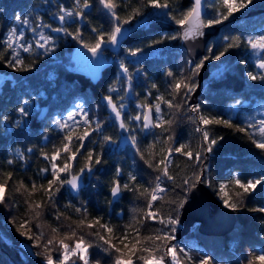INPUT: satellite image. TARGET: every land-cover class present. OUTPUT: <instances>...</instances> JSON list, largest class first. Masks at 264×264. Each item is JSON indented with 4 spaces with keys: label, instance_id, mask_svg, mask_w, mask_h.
Here are the masks:
<instances>
[{
    "label": "trees",
    "instance_id": "trees-1",
    "mask_svg": "<svg viewBox=\"0 0 264 264\" xmlns=\"http://www.w3.org/2000/svg\"><path fill=\"white\" fill-rule=\"evenodd\" d=\"M0 0V54L4 57L10 56V50L5 51L4 35L12 25L17 14L39 13L44 18H49V14L59 10L63 4L71 8L73 0ZM119 8L118 14L124 18L133 8L139 7L142 0H117ZM182 8H187L190 0H178ZM209 5L207 11L215 14V10L221 7V0H207ZM264 8V0H254V3L242 13H236L229 20L221 24V29L216 37L211 39L208 46H212L215 51L222 50L224 46V37L248 36L264 28V13L252 17H245L250 9ZM147 11H153L148 9ZM142 17H137L131 22V31L128 36L121 42L120 47L116 50L108 48L104 52V58L107 63L101 68L97 77L93 79L78 68L72 67L69 55L77 45L71 37L64 34L59 35L58 46L54 56H39L24 54L21 58L24 65L34 63V67L28 71H17L7 67L4 60H0V183H3L7 177L6 173L12 172L13 177L8 181L9 188L7 192V204L0 205V225L8 219L19 224L20 220L26 219L30 213L29 202L46 201L43 191L37 190L31 196L24 189H20V181L23 180L31 191L32 181L35 180L39 189L40 184L46 186L47 181L38 176L41 168L50 167L49 161L42 158L41 152L51 154L53 146L60 147L63 139V133L54 124L55 116L62 118L67 110L75 103L81 102L82 107L89 111L90 116H96L100 120L106 121L104 135H110L117 140V145L112 146L113 151L109 154L104 153L105 164L98 166L99 170L92 178L89 187L83 189L79 196L73 198L68 189L65 187L57 197L56 206L44 204L41 210L42 215L38 219L31 221L33 233L43 231L45 238L56 236L57 239L63 238V234L68 232L67 225L71 224L76 227L79 220L84 218L83 213H76L75 207L65 209V205L71 203L75 206L86 205L88 217L85 223H95L92 219L101 216V223L110 222L114 228L115 234L119 236L124 231V226L131 223L133 215L131 209L137 208L140 211L136 213L137 219L143 217L147 210L148 194L141 196L138 192H123V198L118 202L109 205L111 199L109 189L112 181L117 179L116 169L121 168L123 175L119 177L121 185L128 182L130 172L138 175V183L142 185L140 192L144 187L154 186L157 172L149 168L136 154V150L131 143H125L122 137L128 136V133H122L118 125L102 102L104 95L108 94L110 85L117 89L127 87L123 79L118 80L119 64L123 61L127 64L130 74L133 76L131 82L130 94L126 96L124 103L127 105L124 119L142 111L136 107L137 104L154 103L158 95H163L164 99H171L169 95V84L171 78L165 73L172 71L177 77L189 75L188 60L180 40H165L164 43L154 45L153 48L146 47L153 40H158L162 36L175 34L178 26L165 18H155L147 26L138 24ZM109 28V17H107L100 5L96 3L89 11L83 21H76L68 27L70 32H74L80 27L85 41H91L94 34L91 32L93 27ZM129 27V25H125ZM144 49L143 53L136 58L128 56V51L134 48ZM207 47L205 54L207 53ZM201 58V57H200ZM198 58L197 61L200 59ZM253 55L247 45L242 44L240 48H234L221 58V61H207L210 75L202 82L201 90L198 95L197 103L202 100V114L210 117H219L230 119L234 125L243 126L249 117H254L264 105V82L260 80L251 81L247 77L249 71L257 73L253 63ZM139 59V64L128 63L130 60ZM241 60L245 62L240 63ZM137 68L143 69L137 74ZM157 85L156 89L152 84ZM150 93V95H149ZM116 97V93H112ZM120 96H125L123 91H119ZM27 100L29 105V116L24 118L16 111L17 108ZM242 101L236 104V101ZM179 102V98L177 101ZM196 103V104H197ZM100 105L98 108L97 106ZM165 119H175L176 124L169 128L168 132L161 129H153L154 135L144 134L138 129L133 134L137 135L139 147L146 160L159 161L166 154L167 145L164 141L168 135H175L178 143H184L195 152L203 146L201 133L195 131L197 124H193L188 116L196 114L185 111L183 114L177 113L172 116L174 110L168 109L162 105ZM45 109L44 115H41ZM7 118V119H5ZM22 120L21 126H16V121ZM135 128L137 122H130ZM165 127H168L165 125ZM83 127L76 128L77 133L83 132ZM207 130L214 136H223L224 139L212 153L204 154V163L207 170L204 173V183L210 191L222 201L223 198H230L233 202L243 201L245 205L238 211H234L237 221L233 231L224 237H207L198 233L196 226L184 236L181 240L172 243L178 248L184 250L194 259H199L207 254L213 258V264H247V258L259 254V250L264 246V213L249 211L264 205V196L260 191L250 197L238 198L236 193L242 190L234 183L239 178L242 182L250 179L259 178L264 174V151L255 148L249 139L250 129L246 132L236 130V127L229 128L225 125H209ZM47 137V139H45ZM92 140H98L99 135L93 134ZM171 143V142H170ZM153 145L149 148V145ZM87 147L83 150V155H79L73 162V171L79 169L85 164L87 149H95L100 152V144H92L86 141ZM78 142L70 145L72 150L78 147ZM32 149V152H28ZM164 149L165 151H161ZM188 150V149H186ZM17 151L25 154V161L16 158ZM13 159L14 163L9 165L7 161ZM66 160V154L61 155L58 159V165L62 166ZM169 174L174 177V182H167V188L170 190L164 194L162 200L154 202V210L161 214H167L172 209L169 204L170 200L182 198L184 195L182 180L192 177L194 172H200V167L196 166L194 160H188L185 156L173 153L168 164ZM48 179H51L49 174ZM86 183H89L86 181ZM224 185L221 192L220 186ZM57 209L61 213L59 221L55 219ZM121 213V216H117ZM36 224L40 228H36ZM58 227L61 229L59 235L52 233L51 229ZM158 223L145 221L141 228L142 235H150L155 229L160 228ZM179 229V227H178ZM99 230L101 235L107 237V233L100 229L96 224L91 231ZM79 231V230H78ZM86 233L89 231L86 227L83 229ZM0 238V264H41L43 262L40 256H29L22 258L17 243H21L16 238ZM14 242L13 246L10 243ZM91 239V237H89ZM71 244L72 241H66ZM43 243V241L41 242ZM117 247L124 251L123 244L113 241ZM32 252H41V248H32ZM59 249H54V258L58 257ZM93 255V264L99 257L95 255L96 249L91 250ZM183 260V254H181ZM75 264H81L73 257ZM105 264H111V260L105 261Z\"/></svg>",
    "mask_w": 264,
    "mask_h": 264
},
{
    "label": "snow or ice",
    "instance_id": "snow-or-ice-1",
    "mask_svg": "<svg viewBox=\"0 0 264 264\" xmlns=\"http://www.w3.org/2000/svg\"><path fill=\"white\" fill-rule=\"evenodd\" d=\"M47 2V0H46ZM98 3L103 10L104 14L109 17V28L104 29L101 27H93L91 32L94 34L91 41H85L83 33L80 27H77L74 32H70L68 27L76 21L85 20L88 11ZM254 3V0H221V7L216 8L215 14H210L207 9L209 7L207 0H190V4L187 8H182L178 3V0H142L139 7L132 9L124 18L118 14L117 9L119 3L117 0H73V6L71 8L65 7L63 4L59 6L57 13H54V18L59 22L60 26L53 27L51 24H44L39 21L33 27L30 23V16L17 14L15 16V22L17 25H22V28L13 27L8 32L3 43L5 44V51H10L9 57H4L0 54V60H4L7 67H11L17 71H28L35 65H24L23 59L20 57L18 49L24 53H32L35 48L43 49L42 53L38 55H46L55 50L57 40L55 37L46 34L44 29H49L52 33H63L66 37H71L73 41L81 49H86L88 53H91V61L100 63L103 60L104 52L108 48L116 50L120 47L121 41L125 35L131 31V22L137 17H142L138 21V24L147 26L155 18H167L172 23L178 26V31L175 34H168L162 36L158 40L151 41L146 47L153 48L154 45L164 43L165 40H183V41H196L198 38H203L207 35L206 29H212L214 26L221 25L225 21L229 20L236 13H242ZM152 9L153 11H147ZM4 9L0 8V12ZM125 25H129L125 28ZM32 31L36 37L33 42L26 41L25 31ZM39 30V31H38ZM224 46L222 50L215 51L210 45L207 47L208 55H203L198 61L192 59L188 60L189 75L184 76L183 70L181 75L177 77L172 71H167L165 75L171 78L169 84V95L171 99H164L163 95L156 97V102L137 104L136 107L142 111L137 112L135 115L127 117V122L124 119V114L127 105L124 103L126 96L130 94L131 82L133 76L129 72V68L125 62L119 64V72L117 79H123L127 87L117 89L115 86L110 85L108 88V94L104 95L102 102L110 111L115 124L118 125L122 133H128V136L122 137L125 143L130 142L131 146L136 150V154L149 168L157 172L155 177L154 186L144 187L143 192H140V185L138 181V175L130 172L128 174V182L121 185L119 177L123 175L122 169H116L117 179L112 181V185L109 189L111 199L108 204L111 205L114 202H118L123 198V192H138L141 196L145 193L148 194L147 210L144 212L143 217L137 219L136 213L140 211L137 208H132L133 213L131 217V223L124 226L122 234L117 236L115 230L110 226V222L106 221L101 223L103 217L96 216L92 219L95 223H85L88 217V209L86 205L75 206L71 203L65 205V209L75 207L76 213H83L84 218L80 219L75 228L71 224L67 225L68 232L63 234V238L57 239L56 236L51 238H45L43 231L37 233L32 232L31 221L38 219L42 215V209L44 204L56 206L58 194L62 189L67 186L73 198L79 196V193L89 187L92 178L99 170L98 166L106 163L104 160V153L108 151L109 154L113 151L112 146L117 145V140L113 139L110 135H104V128L106 121L100 120L96 116H90L89 111L85 110L81 104H77L75 107L78 109L70 110L67 112L66 119H57L54 124L63 133V139L61 146H53V151L49 153L41 152V156L44 160L49 161L50 167L41 168L38 176L47 181L46 186L44 184L39 185V189L35 180L32 181L31 191H28V186L23 180L20 181V189L28 192L31 196L33 192L41 190L46 196V201L41 202H29L27 199L25 203L28 205V211L34 213L29 215L26 219L20 220L17 230L19 235L24 237L28 241H32L31 247L25 245L28 248L29 255L40 256L43 259V264H75L73 257L76 258L81 264H93L92 249H96L95 255L99 258L95 260L94 264H105V261L110 259L111 264H213V258L207 254L201 258L194 260L183 247L178 248L176 244L172 243L176 239V232L181 223L180 210L185 207L188 201V193H192L197 184L207 183L204 180V173L207 170V166L204 163V154L212 153L221 141L223 136H214L207 130L209 125H225L229 128L236 127L237 131L246 132L249 129V139L255 148L264 151V118L247 122L243 126L234 125L230 119H222L219 117H210L202 114V104L205 102L202 100L197 104H189V99L192 93L196 92L198 83L196 77L201 74L202 69L206 66V62L221 61V58L225 57L231 49L240 48L242 44L247 45L251 54L255 57V68L259 71L253 73L249 71L247 77L251 81L260 80L264 82V28L255 34L244 36H233L231 38L224 37ZM144 49L134 48L128 51V56L136 58L143 53ZM245 61L241 60L243 64ZM128 63L139 64V59L130 60ZM143 69L137 68V74ZM152 88L156 89L157 85L152 84ZM119 91H123L126 95L120 96ZM112 93H116L114 98ZM150 95V93H149ZM179 98V102L177 101ZM242 101L237 100L236 104H241ZM162 105H166L168 109L174 110L172 116L177 113L183 114L185 111L196 114L195 116H188V119L197 124L195 131L201 133L203 146L193 152L184 143H178L175 135H168L164 143L167 145L166 154L159 161L146 160L143 152L139 147V140L137 135L133 134L135 130H139L144 134L146 138L148 135H154L153 129H161L163 132H168L169 128L173 124H176L175 119H165ZM29 102L25 100L23 104L16 111L21 117L29 116ZM98 108L100 105L97 106ZM264 109V105L261 106ZM79 117V119H77ZM7 119V118H5ZM69 121H73L70 124ZM130 122H137L135 128ZM23 123L22 120L16 121V126L19 127ZM167 125L168 127H165ZM83 127V132L77 133L76 128ZM93 134H98V140H92ZM259 137V138H257ZM47 139V137L45 138ZM86 141L92 144H100V152H96L95 149H87V156L85 157V164L79 169V171H73L72 164L79 155H83V150L87 147ZM78 142L79 146L72 150L70 145ZM171 142V143H170ZM152 148L153 145H149ZM188 149V150H186ZM161 151H165L162 149ZM28 152H32V149H28ZM66 154V160L62 166L58 165L57 161L61 158V155ZM173 153L181 154L188 160H194L196 166L200 167V172H194L192 177H185L182 180V187L184 195L182 198L173 199L169 201L173 207L167 214H161L158 210H154V202L162 200L164 194L170 191L167 188V182H174V177L169 174L168 164L171 160ZM16 158L25 161V154L17 151ZM9 165L14 163L13 159L7 161ZM51 175V179H48V175ZM7 179L0 183V205L7 204V192L9 188L8 181L13 177L12 172L6 173ZM88 181L89 183H86ZM234 183L242 190L236 193L238 198L250 197L255 195L257 191L261 192L264 196V174L259 178L250 179L247 182H242L241 179H235ZM224 185L220 186L221 192L224 190ZM223 205L232 211H238L245 205L243 201L233 202L230 198H223ZM249 211L264 213V205L256 208H251ZM117 216H121V213H117ZM61 213L57 209L55 219L59 221ZM145 221L152 223H158L160 228L150 235H142L141 228H143ZM96 224L100 225V229H103L107 233L101 235L99 230L91 231ZM89 229L88 232H84V228ZM36 228H40L39 224H36ZM26 229L25 231H20ZM79 230V231H78ZM52 233L59 235L61 229L53 227ZM91 237V239H89ZM71 240L69 244L66 241ZM123 244L124 249L117 247L113 241ZM264 240V236L261 237ZM43 241V243H41ZM32 248H41V252H32ZM58 248L59 255L54 258V249ZM183 254L184 259H181ZM247 264H264V246L259 250V254L253 255L247 258Z\"/></svg>",
    "mask_w": 264,
    "mask_h": 264
},
{
    "label": "water",
    "instance_id": "water-1",
    "mask_svg": "<svg viewBox=\"0 0 264 264\" xmlns=\"http://www.w3.org/2000/svg\"><path fill=\"white\" fill-rule=\"evenodd\" d=\"M261 13H264V8L250 9L245 14V17H252ZM124 27L128 28L127 26ZM220 29L221 25L214 26L212 29H206L205 32L207 35L203 38H198L196 41L180 40L181 46L187 57L194 61H197L198 58L202 57L205 54L208 42L218 35ZM129 33L130 31L125 35L123 40ZM79 50L86 51V49L81 48H79ZM209 75L210 69L209 65L206 63L201 74L196 77L198 88L196 92L192 93L189 99V104L197 103L202 82L206 80ZM45 112L46 110L43 109L41 115H44ZM65 187L67 188V186ZM180 219L181 223L176 232L175 242L186 236L193 226H196L198 233L203 236H227L233 231L237 221L235 212L225 208L222 201L218 199L204 184H197V188L192 193H188V201L185 204V207L180 210Z\"/></svg>",
    "mask_w": 264,
    "mask_h": 264
},
{
    "label": "rangeland",
    "instance_id": "rangeland-1",
    "mask_svg": "<svg viewBox=\"0 0 264 264\" xmlns=\"http://www.w3.org/2000/svg\"><path fill=\"white\" fill-rule=\"evenodd\" d=\"M45 1L46 0H43L42 2H45ZM57 12H58V10L56 12H53L52 14H49V18H44L43 15L41 16V15H39V13H33V14L25 13V15L30 16V23L32 24L33 27L38 22V20L42 21L44 24H51L53 27H57V26H60L59 22L53 16V14L57 13ZM14 26L17 27V28H22L23 27L22 25H17L16 22H15V19H14L12 25L5 32L4 40H5L8 32L10 31V29H12ZM260 30L252 33L251 35L257 34ZM44 32L46 34H49V35L55 37L56 40H57V45H58L59 35H62L63 33H59V34L52 33V32L49 31V29H44ZM25 39H26V41L33 42V45H34V41H35L36 37L34 36L32 31L28 30V31H25ZM56 48H55V50H56ZM79 48H80L79 45H76L75 48L73 49V51L71 52V54L69 55V59H70V62L72 64V67L78 68L79 70H82L86 74L90 75L93 79H95L97 77L99 71L101 70V68L107 63V60L103 57V60L100 63L92 62L91 61V53H88L87 50L86 51H80ZM55 50L50 52V53H48V54H46V55H39V56H50V57H53ZM17 51H19L20 57H22L24 54L38 55V53H42L43 52V49L35 48V45H34V51L32 53H24L20 49H18ZM252 60H253V63L255 65V57L254 56H253ZM77 104H81V102L75 103L72 107H70L67 110V112L70 111V110L78 111V109H76V107H75ZM67 112L62 118H58V117L55 116L54 119L55 120H57V119H66ZM261 118H264V109H261L257 113L256 116L247 118L246 123L250 122V121H254V120H259ZM77 119H79V117H77ZM69 123L73 124V126L75 127L73 121H69ZM250 131H252V130L250 129ZM257 138H259V137H257ZM17 228H18V224L14 223V221L8 219L7 221L4 222V224L0 225V238L7 239L5 237V235L8 236V237L11 236L12 238L13 237L16 238V240L21 242V243H17V247H16V248L19 249L21 257L22 258H29V256H33V255H29L28 254V248L25 247V245H28L29 247H31L32 241H28L24 237H21L19 235V231L17 230ZM25 230L26 229H21L20 231H25ZM9 241L11 243V239ZM14 244H16V243H14V242L11 243L12 246ZM0 247H1V244H0ZM41 264H43V262Z\"/></svg>",
    "mask_w": 264,
    "mask_h": 264
}]
</instances>
